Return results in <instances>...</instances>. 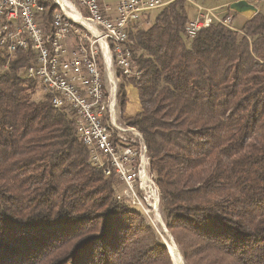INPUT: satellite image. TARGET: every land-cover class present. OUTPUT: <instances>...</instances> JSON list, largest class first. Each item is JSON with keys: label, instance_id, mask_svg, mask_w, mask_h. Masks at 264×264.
Returning <instances> with one entry per match:
<instances>
[{"label": "trees", "instance_id": "obj_1", "mask_svg": "<svg viewBox=\"0 0 264 264\" xmlns=\"http://www.w3.org/2000/svg\"><path fill=\"white\" fill-rule=\"evenodd\" d=\"M189 5L169 1L132 34L141 74L119 70V105L133 84L141 111L123 121L142 132L185 264H264V11L190 37ZM45 7L49 29L58 7ZM34 56L18 49L5 66L0 48V264H173L143 207L91 162L73 109L38 96Z\"/></svg>", "mask_w": 264, "mask_h": 264}, {"label": "built area", "instance_id": "obj_2", "mask_svg": "<svg viewBox=\"0 0 264 264\" xmlns=\"http://www.w3.org/2000/svg\"><path fill=\"white\" fill-rule=\"evenodd\" d=\"M64 4L76 16V26H86V33L64 27L56 12L52 27L44 24L46 8L33 0H0V48L8 66L18 49H31L35 56L27 65L26 75L42 86L56 109L70 106L77 117L82 142L91 152V162L102 168L105 178L116 175L123 183L118 200L134 199L148 215L159 209L156 177L149 170L145 141H140L136 126L125 124L117 116L119 84L117 77H139L141 71L132 63L131 32L147 21L145 14L164 6L160 0H50ZM198 15L190 20L186 32H198L219 22L237 29L232 16L224 17L216 8H205L187 0ZM97 19L108 23V33H100ZM108 44H115L120 64L110 62ZM117 68V69H116ZM101 74H108L109 85H101ZM131 85V84H130Z\"/></svg>", "mask_w": 264, "mask_h": 264}, {"label": "rangeland", "instance_id": "obj_3", "mask_svg": "<svg viewBox=\"0 0 264 264\" xmlns=\"http://www.w3.org/2000/svg\"><path fill=\"white\" fill-rule=\"evenodd\" d=\"M162 2H167L168 0H160ZM198 4H200L201 6L205 7V8H214L215 6L221 4L222 2H224L225 0H195ZM251 2L255 3L259 8L260 10H263L264 11V0H250ZM189 2V1H188ZM189 12H190V20H194L196 18V16L198 15V9L196 7H193L192 5H189ZM228 9H230L228 6H226L225 8H218V13L220 15H223L225 16L227 13H230L231 15L230 16H233V25L234 26H237V27H242V25L250 19V17L253 15L252 12H249L247 13V17L242 15V14H237L235 11H233L231 9V11H229ZM56 12L58 13H61V9L58 8L56 10ZM158 10L156 11H150V19L145 21L141 26H144V27H148L152 22L153 20L155 19V16L157 14ZM236 13V14H235ZM245 20V21H244ZM244 22V23H243ZM80 28V27H79ZM82 29V28H81ZM139 28L135 26V29L131 32V36L132 34H134ZM117 69V68H116ZM119 72V70H118ZM118 80H117V84L120 83V78L121 77H117ZM130 84L129 86L126 87V93H127V96H128V99H130V103H133L132 102V99L134 98V95H133V92L131 93V88H130ZM134 86V85H133ZM136 87V86H134ZM138 89V88H137ZM37 91H38V96H42V94L45 92V90L43 89L42 86H38L37 87ZM133 91H136V94H138L137 90L136 89H133ZM130 94V95H128ZM118 97H119V91H118ZM117 116L120 117V120L123 121L124 118L126 119H129L135 115H133L134 113L132 111H128V107H131L133 108V106L131 105H128L127 107V103H126V107L124 108V110L122 111L121 108H120V105H119V99H117ZM128 102V100H127ZM134 107H135V103H133ZM132 114V115H131ZM124 122V121H123ZM149 170L151 172L154 173L155 177H156V183L155 186H154V191L155 193H158V198H159V209L157 211L156 214H152V218L149 217V215L147 216V218L152 221L155 225V227L158 229L157 232H158V235L159 237L164 241V243L167 245L168 247V250L170 252V255H171V258H172V261H173V264H185V261H184V258L174 240V236H173V233L172 231H170L168 228H167V225L165 224L164 222V216L161 212V209H160V188H159V185H158V182H157V176H156V173L152 170V167H151V161H150V158H149ZM110 178V177H109ZM109 178H105V179H109ZM157 185V186H156ZM123 187V186H122ZM121 187V188H122ZM119 188V190L121 189ZM157 192H156V190ZM118 192V191H117ZM124 202H127V203H130L132 204L130 201L124 199L122 200ZM133 205V204H132ZM134 206H137V205H134ZM146 213L148 214L147 210H146ZM116 224V223H115ZM136 224H139L137 221L135 222L134 225ZM137 226V225H136ZM112 230L111 233H115V229H110ZM123 234V233H122ZM108 234H106L105 236H107ZM139 236H142L143 238H147L150 236L149 232H143V233H139V231H136L134 234H132V238H134L135 240L139 238ZM110 240H114V237L109 239ZM130 245V244H129ZM175 246V249H176V252H177V259H176V256L174 257L172 255V250H171V247L172 246Z\"/></svg>", "mask_w": 264, "mask_h": 264}, {"label": "bare ground", "instance_id": "obj_4", "mask_svg": "<svg viewBox=\"0 0 264 264\" xmlns=\"http://www.w3.org/2000/svg\"><path fill=\"white\" fill-rule=\"evenodd\" d=\"M47 1L48 0H33V2L39 8H46L45 3ZM54 5H56L58 8L61 9V13L56 12V15L58 16L59 19H61V21L64 24V27L75 28V33H86V26H76V16H73L72 13L68 11L67 6H65L64 4H54ZM97 27H98V31L100 33H108V23L104 19H97ZM107 53L110 54V62L111 63L120 64V55H119L118 51H115V44H108ZM117 80H118V78H117ZM101 85H109L108 74H101ZM140 141H145L141 133H140ZM145 150H146V154H148L146 143H145ZM154 186H155V184H154ZM156 192H157V190H156ZM127 200L130 201L133 205H136L134 199H127ZM171 250H172V252H171L172 255L174 257L176 256V259H177L178 254L176 252L174 245L171 247Z\"/></svg>", "mask_w": 264, "mask_h": 264}, {"label": "water", "instance_id": "obj_5", "mask_svg": "<svg viewBox=\"0 0 264 264\" xmlns=\"http://www.w3.org/2000/svg\"><path fill=\"white\" fill-rule=\"evenodd\" d=\"M229 7L236 13L243 15L252 12L254 16L261 11L260 8L250 0H233L229 3Z\"/></svg>", "mask_w": 264, "mask_h": 264}, {"label": "crops", "instance_id": "obj_6", "mask_svg": "<svg viewBox=\"0 0 264 264\" xmlns=\"http://www.w3.org/2000/svg\"><path fill=\"white\" fill-rule=\"evenodd\" d=\"M109 1L112 2V3H115V0H109ZM169 1H171V0H168L167 2H169ZM231 1H233V0H225V1L222 2L221 4L215 6L214 8L218 9L219 7H220V8H225L226 6L229 7V3H230ZM229 8H230V7H229ZM242 15H243V14H242ZM244 16H246V15H244ZM246 17H247V16H246ZM250 18H251V17H250ZM244 21H245V20H244ZM243 23H244V22H243ZM128 86H129V85H128ZM130 88H131V93L133 92V95H134V98L132 99V102L135 103V107H134L133 103H130V99H128L127 107H128V105H130V106L132 105L133 108L128 107V111H129V112L132 111V112L134 113L133 115H136V114H138V113L141 111V102H140V98H139V91H138L137 87H134V86H133V84H131ZM133 89H136L137 92H138V94H136V91H133ZM128 95H130V94H128ZM131 115H132V114H131Z\"/></svg>", "mask_w": 264, "mask_h": 264}]
</instances>
